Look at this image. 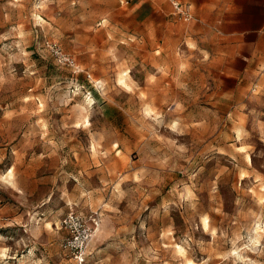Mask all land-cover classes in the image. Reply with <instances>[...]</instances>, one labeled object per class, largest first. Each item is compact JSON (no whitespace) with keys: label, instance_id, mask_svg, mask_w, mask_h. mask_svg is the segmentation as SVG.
<instances>
[{"label":"rangeland","instance_id":"rangeland-1","mask_svg":"<svg viewBox=\"0 0 264 264\" xmlns=\"http://www.w3.org/2000/svg\"><path fill=\"white\" fill-rule=\"evenodd\" d=\"M179 1L0 0V264H74L72 210L89 264H264V64Z\"/></svg>","mask_w":264,"mask_h":264},{"label":"crops","instance_id":"crops-1","mask_svg":"<svg viewBox=\"0 0 264 264\" xmlns=\"http://www.w3.org/2000/svg\"><path fill=\"white\" fill-rule=\"evenodd\" d=\"M189 6L195 15L192 5ZM204 10L203 19L204 14L209 17L211 13H216L211 22L207 18L208 25L216 29L215 38L211 41L215 62L223 65L224 56L229 55L234 63L244 65L242 68L219 67L224 77L239 80L236 86L240 90L243 80L253 79L264 64V0H219L217 4L204 2ZM252 34L253 38H242L243 35ZM243 44L249 50L243 51ZM254 89H259V84Z\"/></svg>","mask_w":264,"mask_h":264},{"label":"built area","instance_id":"built-area-1","mask_svg":"<svg viewBox=\"0 0 264 264\" xmlns=\"http://www.w3.org/2000/svg\"><path fill=\"white\" fill-rule=\"evenodd\" d=\"M174 11L180 17L190 20V6L182 4L179 0H168ZM98 223H96L97 225ZM62 227L65 228L67 238L64 242V249L69 254L74 264L88 263V246L93 237V226L87 224L75 211H70L62 221Z\"/></svg>","mask_w":264,"mask_h":264}]
</instances>
